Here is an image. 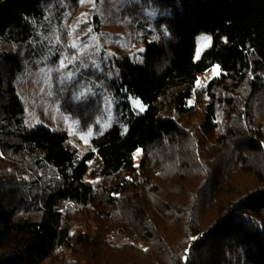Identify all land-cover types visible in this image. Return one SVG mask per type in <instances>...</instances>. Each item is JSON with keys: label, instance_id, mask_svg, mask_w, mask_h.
I'll use <instances>...</instances> for the list:
<instances>
[{"label": "trees", "instance_id": "16d2710c", "mask_svg": "<svg viewBox=\"0 0 264 264\" xmlns=\"http://www.w3.org/2000/svg\"><path fill=\"white\" fill-rule=\"evenodd\" d=\"M79 1L0 0V264H232L235 251L264 264V0H144L158 11L131 15L138 53L93 61L73 57ZM35 61L92 132L82 154L65 131L25 126L14 80Z\"/></svg>", "mask_w": 264, "mask_h": 264}, {"label": "rangeland", "instance_id": "374dc122", "mask_svg": "<svg viewBox=\"0 0 264 264\" xmlns=\"http://www.w3.org/2000/svg\"><path fill=\"white\" fill-rule=\"evenodd\" d=\"M143 1L80 0L75 9L73 19L77 21L83 20L86 23L89 22V24L84 30L87 33L86 37L77 40L73 44L79 50L75 52L73 57L79 59L80 53L87 51L92 52L88 57L89 60H92L95 58L93 56L101 49L107 50L116 47H128V53L136 55L140 49L139 46L135 42L132 43L128 40L131 36L129 32L132 24L131 15L137 9H141L150 17H154L157 14L156 11H158V7H152L148 2ZM210 41L211 38L208 33H201L196 36L194 60L200 58L203 50L210 45ZM44 45L48 48L49 41H46ZM44 59L45 56L41 57L42 62H45ZM40 63L41 61H35L32 65L22 68L14 80L16 92L25 106L24 124L29 129L43 126L49 129L65 131L70 138L71 144L77 148L79 154H82L88 148L92 132L88 130L85 132L80 131L79 125L76 124L77 122L67 114L62 113L58 104L52 101L53 96L49 83L51 69L40 66ZM62 66L63 63L61 62L60 67ZM219 73L218 67L214 66L209 71L198 75L193 91L203 89L209 80L219 75ZM253 112L255 117L254 125L262 127L264 130V94L255 99ZM137 158H139V153ZM251 158H248V162L250 165L253 164L257 167V163L261 162L260 155L251 156ZM251 181V178L244 177V184H251ZM262 213L260 212L259 215L264 217ZM76 236V232L72 233L71 239L75 240ZM229 261L232 264H247L249 259L243 251H235L229 255Z\"/></svg>", "mask_w": 264, "mask_h": 264}, {"label": "snow or ice", "instance_id": "6c2138e0", "mask_svg": "<svg viewBox=\"0 0 264 264\" xmlns=\"http://www.w3.org/2000/svg\"><path fill=\"white\" fill-rule=\"evenodd\" d=\"M142 110V109H141Z\"/></svg>", "mask_w": 264, "mask_h": 264}]
</instances>
